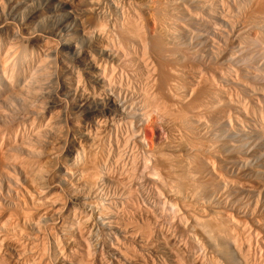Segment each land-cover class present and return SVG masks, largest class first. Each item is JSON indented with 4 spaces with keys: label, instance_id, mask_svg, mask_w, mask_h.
Segmentation results:
<instances>
[{
    "label": "bare ground",
    "instance_id": "bare-ground-1",
    "mask_svg": "<svg viewBox=\"0 0 264 264\" xmlns=\"http://www.w3.org/2000/svg\"><path fill=\"white\" fill-rule=\"evenodd\" d=\"M109 1L0 0V264H264V0Z\"/></svg>",
    "mask_w": 264,
    "mask_h": 264
},
{
    "label": "rangeland",
    "instance_id": "rangeland-1",
    "mask_svg": "<svg viewBox=\"0 0 264 264\" xmlns=\"http://www.w3.org/2000/svg\"><path fill=\"white\" fill-rule=\"evenodd\" d=\"M101 1H102V0H101ZM103 1H104V3H103V2H102V3L105 5L104 7H108L107 4L110 3V1H109V0H103ZM105 1H106V2H105ZM107 2H108V3H107ZM41 3L43 4V0H40V4H41ZM42 4H41V5H42ZM106 5H107V6H106ZM46 22H48V20L45 21V22L43 23V25L47 28V29H46L45 27H43V28H44V32H46V30H47V32H49L48 36L50 37V40H51L52 43L54 42V40H56V41H55L56 43L54 42L53 44H54L55 47L57 48V46H59V45H58V42H57L58 39H57V38L55 39V37H53V36L51 35V33H50V31L52 30V29H49V27H52V26H51V23H50V22L46 23ZM48 24H49V25H48ZM39 28H40V27H39ZM49 30H50V31H49ZM47 32H46V34H47ZM50 35H51V36H50ZM51 38H52V39H51ZM53 38H54V39H53ZM56 45H57V46H56ZM58 51H59V50H58V48H57V52H58ZM59 53H60V52H58V54L56 53L57 56H56V55L53 56V57H52V60L50 59V61H52L54 64L51 63V62H49V63H50L51 65H54V66H53L54 68L50 65V66H51V69H54V70H56V71H58V72H61L63 65H61V63H62L61 61H62V60H61L60 58L63 59V55H62V53H61V54H59ZM61 55H62V56H61ZM58 57H59L60 61H59ZM54 58H56V59H54ZM54 60H55V61H54ZM63 60H64V59H63ZM67 61H68V60H67ZM55 68H56V69H55ZM59 69H60V70H59ZM54 70H51V74H52V77L50 76L51 78H53L54 75H56V73L54 74V72H55ZM52 71H54V72H52ZM58 72H57V73H58ZM58 74H60V73H58ZM50 77H49V80H48V81H50L52 84H49V85H51V86H50V90H49V87H48V90H47L50 96L46 95V93H45V91H46V87H47V86H46L47 83L45 84L46 87H44V88H45V89H44L45 91H43V93H45V94H43V93H42L43 95L41 94L42 97L47 98L46 101H43V100H45V99L41 98V99H42V100H41V103L44 102V103L42 104L43 107H44V106L46 107V105H47V104H45V102L48 103L47 106H50V105H51V101H52V103H53L54 100H55V102H56L57 100H56V98H54V97H56V96H57L58 100H61V99H62V98H59V97H61V96L59 95V94H60V88H59V87L61 86V84H60V83H61V77H60V75L55 76L56 78H54V82H53V80H51ZM57 78H58V79H57ZM59 78H60V80H59ZM58 80H59V81H58ZM55 81H56V82H55ZM57 81H58V82H57ZM50 82H48V83H50ZM127 83H128V81H126V84H125V82H124V84H125L126 86L128 85ZM54 84H55L56 86H55ZM49 85H48V86H49ZM52 85H53V86H52ZM125 85H123V86H125ZM47 91H46V92H47ZM49 91H50V92H49ZM57 91H58L59 93H58ZM51 92H52V93H51ZM56 92H57V94H54V93H56ZM51 95H52V96H51ZM53 95H54V97H53ZM55 95H56V96H55ZM47 96H48V97H47ZM58 96H59V97H58ZM49 97H50V99H49ZM52 97H53V100H51ZM63 99H64L66 102H64V100H63V101H61V103L64 102V103H67V104H64V103H63L62 106L64 105V106L67 107V108H65V109L63 110V107H64V106H63V107H60V106L58 107V106H57V107H56L55 109H53V110H55V112H56V110L61 111V108H62V110H63V111H61V112H57V113H55L54 116H55L56 114H58V113L61 115V116H59V114H58L59 117L55 116V121H56V119H57V121H56L55 123H56V124H57V123H60V124H61V125H60V124H57V125H56V126H57L56 128H58V126H62V128H63V130H62L63 133L60 132V131H61V129H59L60 127L58 128V131L60 130V131H59V134H62L61 136H63L64 138H63V137H60V140H59L58 143H61V142H62L63 144H60V145L57 144V145H59V146H58V148H57V146H56V150H60V147H61V150H63V151L60 150L61 152L58 151L59 153H58V152H57V153H58V154H60V153L62 154V152H63V155H64V154L66 153V151H67V148L69 149V145H71V143H72V142H70V140H72V139H71V134H70V133H71V130H70V128H69V127H71V120H69V119H70V117L72 118V117L74 116L73 110H71V109H73L72 105H73L75 102H74L73 99H71V98H63ZM48 100H50V102H48ZM42 101H43V102H42ZM49 103H50V104H49ZM57 108H58V109H57ZM70 108H71V109H70ZM64 111H66V112H64ZM62 112H64V113H62ZM53 113H54V112H53ZM69 113H70V114H69ZM72 113H73V114H72ZM67 114H68V115H67ZM69 115H70V117H69ZM71 115H72V116H71ZM65 118H66V119H65ZM68 118H69V119H68ZM59 121H60V122H59ZM66 121H67L68 123H67ZM116 121H117V122H116ZM63 122H64V123H63ZM69 122H70V124H69ZM114 122H116V123H115V124H116V125H115L116 127H117L118 125L121 126V129L119 128V126H118V128H115V127L113 126L114 128H112V129H113L115 135H116L117 133H118V134L122 133V132L124 131V129H125L124 126H127V125H124L125 123H123V122H121V121L119 122L118 119L114 120ZM114 122H113V124H114ZM65 123H66V124H65ZM79 123H80V121H79ZM120 123H123V126H122V124H120ZM67 125H68V126H67ZM69 125H70V126H69ZM66 126H67V127H66ZM141 126H143V127H142L143 129L141 128V130H143V131H142L143 133H141V135L144 136V137L141 136V138H142L143 140L145 139V140H144V142H146V143H144L145 146H151L150 140L153 138L154 130H152V127H150L146 122H143ZM64 128H65V130H64ZM67 128H68V130H66ZM122 128H123V129H122ZM114 129H115V130L118 129V130H116L117 132H115ZM119 129H120L121 131H119ZM125 130H131V129H130V128H127V129H125ZM64 131H65V132H64ZM113 131H111V133L109 132V133H110V136H111L110 139H109V137H105V136L103 135V134H105V133H102V137L104 136L103 138H104L105 140H106V138H108L109 140H113V139H114V136H115V135L113 134ZM67 132H68V133H67ZM124 132H126V131H124ZM152 132H153V133H152ZM109 133H108V134H109ZM63 134H64V135H63ZM66 134H67V138H66V136H65ZM108 134H107V136H108ZM112 134H113V135H112ZM118 134H117L115 137H117ZM122 134H124V133H122ZM122 134H121V135H122ZM68 135H69V136H68ZM105 135H106V134H105ZM121 135H120V136H121ZM120 136H118V137L120 138ZM68 137H69V138H68ZM151 137H152V138H151ZM62 138H63V140L61 141ZM64 139H65V140H64ZM100 139H101V141L103 140L102 143L105 144V145H103L101 142L98 141V142L101 144V148H100V147H99L100 144L98 145V143H97V147L101 150V152H99L100 150H98V148H97V150H98V152H99L98 155L102 158V156L106 157V154L108 153V151H109L110 149L107 151V153H106L105 151L108 149V146H109L110 144L114 143V142H113V141H110V144H108V143H109V140H108V139H107L108 142H107V140L104 141V139H102L101 137H100ZM100 139H99V140H100ZM60 141H61V142H60ZM148 141H149V142H148ZM68 142H69V143H68ZM111 142H112V143H111ZM102 145H103V146H102ZM113 145H114V144H113ZM103 147H104V148H103ZM105 147H106L107 149H106ZM109 148H110V147H109ZM111 148H112V147H111ZM102 149H103V152H102ZM98 152H97V153H98ZM100 153H101V154H100ZM102 153L105 154V155H103ZM61 154H60V155H61ZM111 157H114V158H115L116 156H111ZM101 158H100V160H99V162L101 163V164H99V166H100V165L102 166V167L100 166V170L103 169V170H102L103 174H104V172H105L104 170H107V169H108L107 167H110V168L114 167L113 169H117V168H115V167H116L115 162L110 161V160H109V161H107V160H103V161H102ZM103 159H104V158H103ZM105 159H106V158H105ZM105 161H106V162H105ZM103 162H104V165H103ZM109 162H110V163H109ZM111 162L114 163V166H111V165H113V163H111ZM105 163H106V165H107V166L105 167L106 169L104 168ZM107 163H109V164H107ZM110 168H109L108 170H110ZM113 169L111 170V173H112V172L114 173V172L116 171V170L113 171ZM112 175H113V174H112ZM102 179H103V181H102ZM102 179H101V181L99 180V184H98V187L100 186V189H102V187H107V186L110 184L109 182H107V181L105 180V178H102ZM51 181H52V180H51ZM106 183H108V185H107ZM100 184H101V185H100ZM143 185H144V184H143ZM143 188H144V191H145V190L147 189V186L144 185ZM145 188H146V189H145ZM100 189H99V190H100ZM104 189H105V188L102 189L103 191L101 190V191H102L101 193L99 192L100 195L103 197V200H104L105 197H106V198L108 197L107 195H110L111 197H110V196L108 197L109 200L111 201L110 198H112V200H114L115 203H116V201H118V199H120L119 196L115 193L114 190H113L112 192L115 194V197H112L113 194H112L111 192H109L112 188L107 187V189H109V190H107V189L104 190ZM106 191H108L109 194H108ZM146 191H147V190H146ZM103 192H104V194H103ZM105 193H106L107 195H106ZM145 193H146V192H145ZM102 194H103V195H102ZM59 195H60V196L63 195V197L60 198V199H61V202L67 200V199H66L67 197H66L65 194H62V193L60 194V192H59ZM64 195H65V196H64ZM104 195H105V196H104ZM60 196H59V197H60ZM64 197H65V199L62 200ZM117 197H118V199H117ZM106 200H107V199H106ZM148 200H149V202H148ZM151 200H152V198H147V197H146L145 202H148V204H149V206H150V203H153V202H154L153 200H152V201H151ZM120 201H121V200H119V201L116 203L117 206H119V208H120V206H121V205L119 204ZM122 201H123V200H122ZM123 202H124V201H123ZM145 202L143 203L144 205H145ZM64 203H65V202H64ZM141 205H142V204H141ZM151 205H152V207H154L155 210H156V206H155V204H154V206H153V204H151ZM149 206H147V203H146V207H147V208H145V206L142 205V209L144 208V209H146V211H148L147 209L149 208ZM160 208H161V207H160ZM160 208L158 207L157 210H156V212L158 211L157 213H158L160 216H161V214H162V217H163V218L165 217V219H167V220H168V217H169V216H170V217H169L170 219L173 217L174 214L172 213V211L169 210V209H170L169 207H165V208L162 207L161 209H160ZM166 208H168L169 211H168ZM158 209H159L160 211H159ZM164 209L166 210V212H165ZM120 210H121V208H120ZM167 211H168V212H167ZM160 213H161V214H160ZM165 213H166V214H165ZM167 213H168V214H167ZM171 213H172V214H171ZM123 214H124V217H125V218H128V216L131 217V216H130V213H129V210H127V213H126V210H125V213L123 212ZM126 214H127V215H126ZM128 214H129V215H128ZM169 214H170V215H169ZM101 221H102V220H101ZM49 228H50V226H49ZM98 230H99V232H98ZM98 230H93V232L89 233V235H90L91 237L88 235V233H86V236L88 237V240H87V238H85V239H86L85 241H86L87 245H88L92 250L88 247V248L90 249V250L88 249V250H89V255L87 254V255H88V256H87V255H84V254H83L85 258H83V255H82V258L84 259L83 261H84V262L86 261V263H82V264H94V263H96V264H100L101 262H103L104 264H106V263H107V262H105L106 259H107V258H110L109 256H106V255H107V254H106V251H107V250H105V249H107V247L109 246V244H105V243H108V239H109L110 236L107 235V239H106V238H105V237H106L105 231L103 232V230H101V229H98ZM47 231H48V232H47ZM102 232H103V233H102ZM45 233H47V234H46L47 236L45 235L44 237H45V239L47 240V239L49 238L48 236H49L50 231H49V230H45ZM92 233H93V234H92ZM89 238H90V239H89ZM102 238H103V239H102ZM104 241H105V242H104ZM45 242H46V243H45ZM45 242H44V246L47 245L48 243H50L49 245L45 246V249L47 248V249H46L47 251L44 253V255L46 256V254H47V256H46V257L44 256V258H45L46 260H48V261H45V262H47L46 264H59V262H62L61 259H60V257H59V255H58V253L53 249L54 247H53V245L51 244L50 240H47V241H45ZM89 242H90V243H89ZM98 243H99V244H98ZM106 245H107V246H106ZM50 246H51V247H50ZM97 246H98V247H97ZM105 246H106V247H105ZM48 249H50V250H48ZM101 249H103V250H101ZM52 250H54V252H56L57 254L54 253V252H52ZM98 250H99V251H98ZM80 251H81V250H80ZM95 251H96V253H95ZM47 252H49V253H47ZM101 252H102V253H101ZM51 253H52V254H51ZM100 253H101L102 257H101V255H100ZM53 254H54V255H53ZM55 254H56L57 256H56ZM91 255H93L94 258H92ZM55 257H56L57 259H56ZM87 257H88V258L90 257V258H89L90 260H89V259L87 260ZM100 257H101V258H100ZM106 257H107V258H106ZM47 258H48V259H47ZM82 258H81V259H82ZM95 258H96V259H95ZM102 258H103V259H102ZM97 259H98L99 261H98ZM54 261H55V262H54ZM83 261H82V262H83ZM88 261H89V262H88ZM91 261H92L93 263H92ZM99 262H100V263H99ZM103 263H101V264H103Z\"/></svg>",
    "mask_w": 264,
    "mask_h": 264
}]
</instances>
